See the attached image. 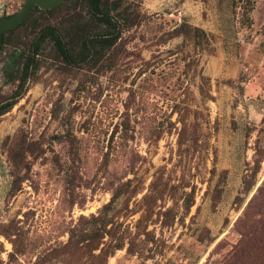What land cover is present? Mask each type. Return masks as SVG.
I'll return each instance as SVG.
<instances>
[{
	"label": "rangeland",
	"instance_id": "rangeland-1",
	"mask_svg": "<svg viewBox=\"0 0 264 264\" xmlns=\"http://www.w3.org/2000/svg\"><path fill=\"white\" fill-rule=\"evenodd\" d=\"M130 3L102 59L47 46L0 116V264H264V0Z\"/></svg>",
	"mask_w": 264,
	"mask_h": 264
},
{
	"label": "trees",
	"instance_id": "trees-1",
	"mask_svg": "<svg viewBox=\"0 0 264 264\" xmlns=\"http://www.w3.org/2000/svg\"><path fill=\"white\" fill-rule=\"evenodd\" d=\"M130 5V0H66L52 10L42 11L35 7L20 26L6 31L0 52L6 46L11 49L3 59L2 76L6 85L15 87L8 97L3 98L0 93V116L12 109L22 98L28 81L40 68V57L47 46H50L65 64L77 68L102 59L106 51L115 45L122 29L133 23ZM63 7L68 10L58 22H40L41 19L53 16ZM31 21L33 38L24 50L18 43V33ZM190 207V202L184 204L186 210ZM113 208L114 200L104 206L99 216L94 218L95 225L99 223V226L105 229L109 217L113 215ZM255 220L254 226L262 230L260 233L264 238L262 208L256 212ZM91 240L92 238L84 236L80 242L89 243ZM117 247L116 249H120L121 246Z\"/></svg>",
	"mask_w": 264,
	"mask_h": 264
},
{
	"label": "water",
	"instance_id": "water-1",
	"mask_svg": "<svg viewBox=\"0 0 264 264\" xmlns=\"http://www.w3.org/2000/svg\"><path fill=\"white\" fill-rule=\"evenodd\" d=\"M65 1L66 0H25L21 9L13 15H4V6H2L3 15L0 17V49L5 32L20 26L30 16L35 7L42 11L52 10L62 5Z\"/></svg>",
	"mask_w": 264,
	"mask_h": 264
}]
</instances>
